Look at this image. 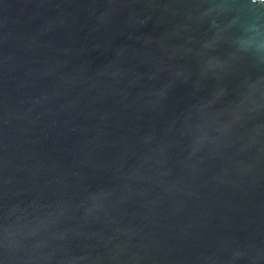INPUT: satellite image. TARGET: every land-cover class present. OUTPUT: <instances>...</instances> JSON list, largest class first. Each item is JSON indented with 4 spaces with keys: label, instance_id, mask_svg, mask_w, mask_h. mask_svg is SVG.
<instances>
[{
    "label": "water",
    "instance_id": "95a60500",
    "mask_svg": "<svg viewBox=\"0 0 264 264\" xmlns=\"http://www.w3.org/2000/svg\"><path fill=\"white\" fill-rule=\"evenodd\" d=\"M0 264H264V0H0Z\"/></svg>",
    "mask_w": 264,
    "mask_h": 264
}]
</instances>
